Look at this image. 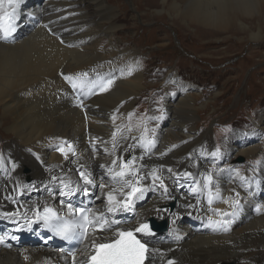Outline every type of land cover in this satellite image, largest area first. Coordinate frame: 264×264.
<instances>
[{
    "label": "bare ground",
    "instance_id": "bare-ground-1",
    "mask_svg": "<svg viewBox=\"0 0 264 264\" xmlns=\"http://www.w3.org/2000/svg\"><path fill=\"white\" fill-rule=\"evenodd\" d=\"M161 1L154 3L184 27L227 34L236 31L244 36L239 42L264 40V30L250 32L245 24L256 18L264 25V0ZM113 6L124 7L121 0H18L12 31L7 40L0 38V123L8 139L4 155L0 153V264H73V256L50 243L34 216L45 206L70 215L62 202L76 209L105 212L110 221H118L113 229H132L149 219L166 221L167 230L151 240L147 264H264V150L260 166L251 175L209 173V166L216 162L264 149L257 143L264 134V107L256 108L261 99H252L255 103L248 106L253 112L246 123L249 132L237 133L224 143L220 136L223 155L213 156L210 128L199 129L197 116L215 103L198 105L201 95L190 94L194 87L178 69L172 70L164 91H174L176 86V97H165L163 128L147 146L140 135L126 129L124 117L144 91L142 84L149 75L137 60L138 50H119L123 43L118 37L126 30L119 28L122 20ZM258 63L245 86L264 68L263 61ZM244 71L240 68L230 80L228 92L239 90ZM158 108V98L152 99L150 116ZM143 111V105L135 108L139 121L144 120ZM203 116L206 126L210 118ZM151 129L147 122L145 130ZM68 144L75 154L68 152L65 159L58 149L67 152ZM123 151L127 155H119ZM118 157H135L133 170L146 178L140 185L143 196L134 198L129 210L111 214L107 213L106 193L116 188L117 198L123 199L119 189L129 191L124 180L135 182L132 175L113 179L108 172L113 167L119 171ZM113 160H117L115 166ZM153 169L163 188L159 180L153 183ZM24 170L29 182L24 181ZM81 172L93 183L85 185ZM209 174L212 180L205 187L204 177ZM53 176L70 182L72 194L61 195L62 185ZM101 184L106 185L103 190ZM83 188L87 195L78 190ZM174 200L176 206L169 211L166 204ZM17 211V217L3 215ZM113 237L111 231L93 234L89 230L75 254L76 264L90 255L93 242Z\"/></svg>",
    "mask_w": 264,
    "mask_h": 264
},
{
    "label": "rangeland",
    "instance_id": "rangeland-1",
    "mask_svg": "<svg viewBox=\"0 0 264 264\" xmlns=\"http://www.w3.org/2000/svg\"><path fill=\"white\" fill-rule=\"evenodd\" d=\"M113 1L117 2V0ZM40 2L43 3L44 0H40ZM161 2V0H158V4ZM121 4H123L125 11L117 6L116 8L112 7L122 20L119 23V28L123 27L126 30L118 37L123 43L122 48L119 50H138L137 60L145 68V73L149 75L142 84L147 88L145 87L146 89L144 88V91L136 97V104L124 117L126 129L135 131L146 140L154 142L159 130L163 128L166 116L163 105L164 99L171 96L173 98L170 100H173L178 90V87L174 86V91H164L170 85L165 81L169 79L172 70L178 69L179 75L194 87L195 92L191 90L190 94L201 95L203 98L198 105L205 102L215 103L207 113L197 116V123L200 124L199 129L203 130L206 127V131L210 128L213 150L217 155H223L221 150L217 149L220 136L223 137L224 143L237 133L249 132L246 123L253 117L251 108H248L249 104L255 103V101L252 102V99H261L256 104L257 109L264 107V68L260 69V74H256L250 83L245 86V79L254 71L255 67L259 66L258 62L263 61L264 63V40L259 44L248 40L239 42V39L244 36L236 31L227 34L226 32H210L207 29H195L192 25H190V28L184 27L180 20H175L161 11V8L155 5L154 0H121ZM245 24L250 32H256L258 28L261 31L264 30V25L256 18ZM262 39H264V35ZM194 58L200 59L199 62H193ZM240 68L245 69L241 86L238 91H234V88H232L228 92L230 80L238 74ZM227 81L228 83L224 88ZM219 94L222 96L217 99ZM157 98L159 108L154 113L155 117L149 120L145 119L142 124H138V118L134 114L135 108L143 105L145 117H148L152 110V99ZM194 98H197V96H194ZM203 115L210 118L206 126L201 120L204 117ZM3 120L1 122H4ZM127 120L130 125H128ZM147 122L154 127L153 133L145 134L143 132V125ZM218 124L232 125L231 128L226 129L228 136L218 131ZM0 131V149L4 153L3 145L8 143V139H6L5 134L7 131L1 128V123ZM197 133H200V130ZM259 136L257 143L259 142L263 146L264 134ZM263 150L254 155L239 156L232 160L230 158L228 161H225L227 160L225 159L221 163L216 162L214 165L209 166V170L213 173L230 171L237 175H250L259 167L263 158ZM119 155L127 154L126 151H123ZM240 159L243 160L242 164H238ZM254 160H257V163ZM23 172L25 174L24 181H30L31 178L27 170ZM170 204L175 207V201H173L167 205L168 209ZM169 211L172 210L169 209Z\"/></svg>",
    "mask_w": 264,
    "mask_h": 264
},
{
    "label": "snow or ice",
    "instance_id": "snow-or-ice-1",
    "mask_svg": "<svg viewBox=\"0 0 264 264\" xmlns=\"http://www.w3.org/2000/svg\"><path fill=\"white\" fill-rule=\"evenodd\" d=\"M18 3V0H0V10L4 11V15L0 16V33H3V36L0 37L4 40H7L8 34L12 31L11 21L14 20L15 6ZM5 5L8 7L5 8ZM11 11H8V9ZM7 20L8 23L5 24L4 21ZM84 76L87 73L82 74ZM66 80H72L71 77H65ZM109 85L112 83L108 82ZM75 87V84L73 85ZM105 90L102 88V91ZM146 131V130H145ZM116 133H113V140L115 141ZM147 144H152L153 141L146 140ZM115 147V144H114ZM68 151L65 152L64 148L61 147L58 149L64 156L65 159L68 158V152L74 153L73 147L71 144L67 145ZM213 156H216L217 153H212ZM39 158V157H37ZM119 171H115L113 168H108V172L113 176V179L116 177L126 178L128 175H132L135 179L133 180H124V186L129 189V191L124 192L123 187L119 189L121 195L124 197L123 199H119L116 196L117 189L112 188L110 191L106 193L108 207L107 213L114 214L120 209L125 211L129 210L134 203L135 199H140L143 196L144 188L141 187V182L146 178L143 176H139L133 170L135 157L132 159L124 160L123 158H119ZM113 166L117 164V160L112 161ZM102 168L106 167L105 165H101ZM171 171V170H169ZM183 175L188 176L189 173H184ZM81 179L84 181L85 185L92 184L93 181L90 179L89 175L85 172L80 173ZM151 178L153 183L156 181H160V186L163 188V181L160 179L158 175H156V169L152 170ZM53 181L59 179L61 188V195H71L74 189L71 187L70 182H65L63 177H52ZM205 187H207L212 180L211 175H206L204 177ZM27 187V186H25ZM106 187L105 184H101L100 188L103 190ZM67 189V192L64 190ZM84 192L85 195L88 194L87 188L78 189ZM193 192L197 191L196 188L192 189ZM165 191L167 189L165 188ZM139 193V195H137ZM238 195V194H237ZM10 199V197H9ZM212 203L211 193H209V204ZM227 203V201H225ZM66 206L68 209V213L70 214L69 219H65L59 214L58 209H54L51 207H45L43 212L35 211L34 216L37 220L43 221L45 227L49 228L53 231L55 235L61 236L63 239L70 240L73 237H77L81 234L87 236L89 234V230L93 234L99 232L104 233L106 231H111L115 236L114 240L96 243L93 242L91 244V254L87 257L86 260L80 261V264H144L147 259L148 248L145 243H142L141 240L137 239L134 232L129 230L125 231L119 228L113 229L112 225L118 223V221H110L105 212L100 210H92V209H76L73 208L71 203ZM6 217H17L19 216V211L17 212H7L3 214ZM223 215H228V213H223ZM32 221H30L31 223ZM216 223H220L219 221ZM227 231V228H225ZM135 232L144 233L146 235H150L151 232L149 230V226L147 224H141L139 227L135 229ZM3 242V238H0V243ZM73 256V264H76L75 254L72 253ZM171 264V262H170Z\"/></svg>",
    "mask_w": 264,
    "mask_h": 264
},
{
    "label": "water",
    "instance_id": "water-1",
    "mask_svg": "<svg viewBox=\"0 0 264 264\" xmlns=\"http://www.w3.org/2000/svg\"><path fill=\"white\" fill-rule=\"evenodd\" d=\"M153 225H154V224H153ZM154 228H156L157 231H160V230H161L160 228H158V227H156V226H155Z\"/></svg>",
    "mask_w": 264,
    "mask_h": 264
}]
</instances>
